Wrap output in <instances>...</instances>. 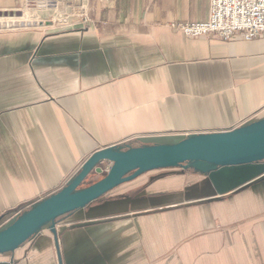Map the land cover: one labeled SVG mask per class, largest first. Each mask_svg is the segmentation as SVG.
I'll list each match as a JSON object with an SVG mask.
<instances>
[{
  "label": "crops",
  "instance_id": "1",
  "mask_svg": "<svg viewBox=\"0 0 264 264\" xmlns=\"http://www.w3.org/2000/svg\"><path fill=\"white\" fill-rule=\"evenodd\" d=\"M208 15L209 0H90L84 23L0 29V218L62 188L101 148L263 118L264 34L169 26ZM55 228L0 264H264V161L147 171Z\"/></svg>",
  "mask_w": 264,
  "mask_h": 264
},
{
  "label": "water",
  "instance_id": "2",
  "mask_svg": "<svg viewBox=\"0 0 264 264\" xmlns=\"http://www.w3.org/2000/svg\"><path fill=\"white\" fill-rule=\"evenodd\" d=\"M2 14L6 16L8 12L0 11ZM12 14L9 11V15ZM15 15L20 12L16 11ZM259 161H264V117L231 130L191 134L170 143L101 148L82 163L66 185L0 225V253L13 251L47 225L55 235L56 219L89 205L144 172L190 162L234 166ZM106 163L110 165L105 171L103 165ZM91 172H105V175L97 182L79 188ZM3 219L2 216L0 222Z\"/></svg>",
  "mask_w": 264,
  "mask_h": 264
},
{
  "label": "built area",
  "instance_id": "3",
  "mask_svg": "<svg viewBox=\"0 0 264 264\" xmlns=\"http://www.w3.org/2000/svg\"><path fill=\"white\" fill-rule=\"evenodd\" d=\"M42 3L57 1L65 8L78 7L77 13L70 19L54 18L49 25H71L77 20L87 22L88 4L90 0H38ZM107 2L109 0H99ZM170 28L176 29L186 37L215 36L227 40L238 34L244 40H251L264 34V0H209V15L205 21H179L169 23ZM27 206L19 207L15 212L20 213ZM11 218V217H10ZM10 218L4 219L0 225Z\"/></svg>",
  "mask_w": 264,
  "mask_h": 264
},
{
  "label": "rangeland",
  "instance_id": "4",
  "mask_svg": "<svg viewBox=\"0 0 264 264\" xmlns=\"http://www.w3.org/2000/svg\"><path fill=\"white\" fill-rule=\"evenodd\" d=\"M57 4V1H51L50 3H42L38 0H28L23 5L18 7L16 10H12L13 14L4 16L3 14L0 15V29H12V28H18V27H26V26H32V25H44V24H50L52 23V20L54 18H57L54 13H50L49 11H45L42 8L45 6L52 7ZM63 6V5H62ZM19 11L20 15H15V12ZM45 12V13H44ZM3 13V11H2ZM30 20H34L33 22H28ZM12 21H18L13 23ZM110 164H104L103 169L106 171L109 168ZM105 172L103 173H97V172H91L85 180L80 184L79 188L87 187L101 178L104 177ZM29 206V205H28ZM18 210V208H17ZM14 210L12 214L9 217V221L12 219L14 215H16V211ZM61 218V217H59ZM56 219V221L59 220ZM4 220V219H3ZM2 220V221H3ZM56 224V223H55ZM44 228V227H43Z\"/></svg>",
  "mask_w": 264,
  "mask_h": 264
},
{
  "label": "bare ground",
  "instance_id": "5",
  "mask_svg": "<svg viewBox=\"0 0 264 264\" xmlns=\"http://www.w3.org/2000/svg\"><path fill=\"white\" fill-rule=\"evenodd\" d=\"M62 7L63 6L61 3H57L56 5H54L52 7L45 6L42 9L45 11H49L50 13H54L55 16L61 20L68 19V15L64 11H62ZM74 8H77L76 11H78V7L74 6ZM12 22L15 23L18 21H12ZM28 22H33V21L30 20Z\"/></svg>",
  "mask_w": 264,
  "mask_h": 264
},
{
  "label": "flooded vegetation",
  "instance_id": "6",
  "mask_svg": "<svg viewBox=\"0 0 264 264\" xmlns=\"http://www.w3.org/2000/svg\"><path fill=\"white\" fill-rule=\"evenodd\" d=\"M105 175V174H104Z\"/></svg>",
  "mask_w": 264,
  "mask_h": 264
}]
</instances>
